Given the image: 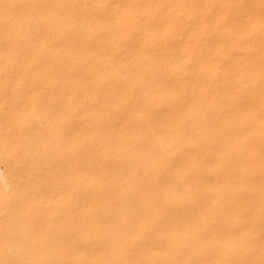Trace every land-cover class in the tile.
Wrapping results in <instances>:
<instances>
[{
  "label": "rangeland",
  "instance_id": "374dc122",
  "mask_svg": "<svg viewBox=\"0 0 264 264\" xmlns=\"http://www.w3.org/2000/svg\"><path fill=\"white\" fill-rule=\"evenodd\" d=\"M40 1L0 0V264H264V0Z\"/></svg>",
  "mask_w": 264,
  "mask_h": 264
},
{
  "label": "bare ground",
  "instance_id": "6f19581e",
  "mask_svg": "<svg viewBox=\"0 0 264 264\" xmlns=\"http://www.w3.org/2000/svg\"><path fill=\"white\" fill-rule=\"evenodd\" d=\"M6 2H7V0H5ZM9 1V0H8ZM43 1V0H42ZM42 1H40V2H42ZM54 1H56V0H54ZM94 1V0H93ZM105 1V0H104ZM171 1V0H170ZM210 1V0H209ZM208 1V2H209ZM31 2V1H30ZM38 2V1H37ZM36 2V3H37ZM49 2V1H48ZM52 2V1H51ZM63 2V1H62ZM79 2V1H78ZM174 2V1H173ZM212 2V1H211ZM8 3V2H7ZM90 3V2H89ZM97 3V2H96ZM103 3V2H102ZM110 3V2H109ZM168 3V2H167ZM170 3V2H169ZM250 3V2H249ZM16 4V3H15ZM42 4V3H41ZM54 4H56V3H54ZM82 4V3H81ZM177 4V3H176ZM220 4H221V2H220ZM227 4H229V3H227ZM237 4V3H236ZM254 4V3H253ZM257 4V3H256ZM27 5V4H26ZM51 5V4H50ZM157 5V4H156ZM165 5V4H164ZM168 5V4H167ZM208 5V4H207ZM206 5V6H207ZM18 6V5H17ZM39 6V5H38ZM41 6V5H40ZM43 6V5H42ZM52 6V5H51ZM54 6H56V5H54ZM77 6V5H76ZM110 6V5H109ZM138 6V5H137ZM172 6V5H171ZM243 6V5H242ZM16 7V6H15ZM53 7V6H52ZM57 7V6H56ZM82 7V6H81ZM111 7H112V5H111ZM133 7V6H132ZM157 7V6H156ZM163 7H165V6H163ZM264 7V6H263ZM26 8V7H25ZM77 8H78V6H77ZM86 8H87V6H86ZM114 8V7H113ZM3 9V8H2ZM7 9V8H6ZM27 9V8H26ZM62 9V8H61ZM83 9V8H82ZM95 9H96V7H95ZM111 9V8H110ZM175 9V8H174ZM185 9V8H184ZM1 10V9H0ZM52 10V9H51ZM86 10V9H85ZM127 10V9H126ZM125 10V11H126ZM151 10V9H150ZM162 10H164V9H162ZM3 11H4V9H3ZM24 11V10H23ZM26 11V10H25ZM38 11H39V9H38ZM61 11V10H60ZM80 11V10H79ZM165 11V10H164ZM1 12V11H0ZM5 12V11H4ZM57 12V11H56ZM61 12H63V11H61ZM156 12V11H155ZM250 12V11H249ZM12 13V12H11ZM17 13H19V11H17ZM33 13V12H32ZM246 13V12H245ZM30 14H31V12H30ZM36 14V13H35ZM127 14V13H126ZM174 14V13H173ZM26 15V14H25ZM72 15V14H71ZM85 15V14H84ZM83 15V16H84ZM144 15V14H143ZM19 16V15H18ZM101 16V15H100ZM202 16V15H201ZM254 16V15H253ZM91 17V16H90ZM121 17V16H120ZM127 17V16H126ZM154 17V16H153ZM12 18V17H11ZM46 18V17H45ZM125 18V17H124ZM145 18V17H144ZM250 18V17H249ZM15 19V18H14ZM30 19H32L33 20V18H30ZM37 19V18H36ZM42 19V18H41ZM126 19V18H125ZM185 17H182V18H179L178 20L177 19H174V17H173V19L170 21V22H177V21H179V23H183L184 21H185ZM3 20H4V18H3ZM22 20V19H21ZM50 20V19H49ZM141 20V19H140ZM222 20H224V15H222L220 18H219V21H222ZM20 21V20H19ZM40 21V20H39ZM48 21V20H47ZM86 21H87V19H86ZM124 21V20H123ZM139 21V20H138ZM195 21V20H194ZM201 21V20H200ZM2 22V21H1ZM7 22V21H6ZM14 22V21H13ZM42 22V21H41ZM111 22V21H110ZM122 22V21H121ZM3 23V22H2ZM11 24H12V22H10ZM15 23V22H14ZM18 23V22H17ZM28 23V22H27ZM31 23H32V21H31ZM35 23V22H34ZM33 23V24H34ZM39 23V22H38ZM43 23H44V20H43ZM56 23H57V20H56ZM107 23V22H106ZM145 23V22H144ZM161 23H162V21H161ZM214 23V22H213ZM3 24H5V27H6V23H3ZM2 24V25H3ZM26 24V23H25ZM36 24V23H35ZM40 24V23H39ZM42 24V23H41ZM163 24V23H162ZM224 24H225V22H224ZM223 24V25H224ZM13 25V24H12ZM28 25V24H27ZM30 25V24H29ZM53 25V24H52ZM108 25H109V23H108ZM178 25V24H177ZM196 25V24H195ZM210 25H211V23H210ZM225 25H227V24H225ZM246 25V24H245ZM259 25V24H258ZM263 25V24H262ZM11 26V25H10ZM9 26V27H10ZM19 26V25H18ZM17 26V27H18ZM22 27H24L23 26V23H22V25H21ZM32 26V25H31ZM30 26V27H31ZM44 26V25H43ZM57 26V25H56ZM179 26V25H178ZM193 26V25H192ZM220 26V25H219ZM1 27V26H0ZM29 27V26H28ZM150 27V26H149ZM160 27V26H159ZM14 28H16L15 26H14ZM19 28V27H18ZM46 29V28H45ZM74 29V28H73ZM194 29V28H193ZM199 29V28H198ZM251 29V28H250ZM7 30V29H6ZM32 30H34V28L32 29ZM31 30V31H32ZM43 30V29H42ZM50 30V29H49ZM71 30V29H70ZM104 30V29H103ZM129 30H131V29H129ZM225 30V29H224ZM262 30V29H261ZM93 31V30H92ZM196 31V30H195ZM14 32L16 33V31H13V34H14ZM19 32V31H18ZM22 32V31H21ZM86 32H88V31H86ZM141 32V31H140ZM152 32V31H151ZM159 32V31H158ZM198 32V31H197ZM196 32V33H197ZM220 32V31H219ZM20 33V32H19ZM24 33H25V30H24ZM30 33V32H29ZM36 33V32H35ZM180 33V32H179ZM184 33V32H183ZM224 33V32H223ZM257 33V32H256ZM18 34V33H17ZM17 34H15V36L17 35ZM21 34V33H20ZM23 34V33H22ZM40 34V33H39ZM118 34V33H117ZM2 35V34H1ZM26 35V34H25ZM25 35H23V36H25ZM28 35V34H27ZM54 35H56V34H54ZM65 35H66V33H65ZM94 35H96V34H94ZM177 35V34H176ZM180 35V34H179ZM189 35V34H188ZM260 35V34H259ZM29 36V35H28ZM27 36V37H28ZM117 36V35H116ZM21 37V36H20ZM125 37V36H124ZM177 37V36H176ZM175 37V38H176ZM202 37V36H201ZM222 37V36H221ZM259 37V36H258ZM257 37V38H258ZM17 38V37H16ZM69 38H70V36H69ZM184 38H185V36H184ZM187 38V37H186ZM229 38V37H228ZM32 39V38H31ZM74 39V38H73ZM215 39V38H214ZM6 40V39H5ZM82 40V39H81ZM178 40V39H177ZM213 40V39H212ZM246 40H248V39H246ZM38 41V40H37ZM59 41V40H58ZM124 41V40H123ZM176 41V40H175ZM251 41V40H250ZM29 42H30V40H29ZM76 42V41H75ZM224 42V41H223ZM262 42V41H261ZM31 43V42H30ZM39 43V42H38ZM64 43V42H63ZM225 43V42H224ZM25 44H26V42H25ZM101 44V43H100ZM115 44V43H114ZM139 44V43H138ZM147 44V43H146ZM197 44V43H196ZM205 44H206V42H205ZM8 45V44H7ZM10 45V44H9ZM87 45V44H86ZM116 45V44H115ZM136 45V44H135ZM172 45V44H171ZM170 45V46H171ZM220 45V44H219ZM258 45V44H257ZM5 46H6V44H5ZM30 46V45H29ZM95 46V45H94ZM100 46V45H99ZM167 46V45H166ZM184 46V45H183ZM9 47V46H8ZM27 47V46H26ZM34 47V46H33ZM96 47V46H95ZM240 47V46H239ZM5 48V47H4ZM18 48V47H17ZM19 48H20V46H19ZM56 48H58V47H56ZM120 48V47H119ZM185 48V47H184ZM243 48V47H242ZM41 49V48H40ZM97 49V48H96ZM103 49V48H102ZM11 50V49H10ZM19 50V49H18ZM27 50V49H26ZM219 50V49H218ZM234 50H236V49H234ZM28 51V50H27ZM53 51V50H52ZM73 51V50H72ZM129 51V50H128ZM178 51V50H177ZM204 51V50H203ZM238 51H239V49H238ZM243 52V51H242ZM97 53V52H96ZM99 53V52H98ZM105 53V52H104ZM121 53V52H120ZM143 53V52H142ZM174 53V52H173ZM178 53V52H177ZM188 53V52H187ZM3 54V53H2ZM22 54H23V50H22ZM28 54V53H27ZM30 54V53H29ZM29 54H28V56H29ZM37 54H39V53H37ZM23 55H25V54H23ZM150 55V54H149ZM166 55H168V54H166ZM245 55V54H244ZM256 55V54H255ZM255 55H253V57L255 56ZM5 56V55H4ZM12 56V55H11ZM35 56V55H34ZM54 56V55H53ZM201 56V55H200ZM67 57V56H66ZM108 57V56H107ZM4 58V57H3ZM117 58V57H116ZM150 59H151V57H150ZM161 59V58H160ZM203 59V58H202ZM247 59V58H246ZM26 60V59H25ZM60 60H62V59H60ZM85 60V59H84ZM114 60H115V58H114ZM233 60V59H232ZM238 60V59H237ZM26 61H28V59L26 60ZM33 61V60H32ZM48 61V60H47ZM106 61V60H105ZM197 61V60H196ZM50 62V61H49ZM86 62V61H85ZM91 62V61H90ZM95 62V61H94ZM153 62V61H152ZM177 62V61H176ZM190 62V61H189ZM194 62V61H193ZM229 62H231V61H229ZM245 62V61H244ZM62 63V62H61ZM163 63V62H162ZM167 63V62H166ZM86 64V63H85ZM184 64V63H183ZM190 64V63H189ZM196 64H198V63H196ZM50 65V64H49ZM61 65V64H60ZM107 65V64H106ZM144 65H145V63H144ZM9 66V65H8ZM30 67H28L27 69H30L32 66L31 65H29ZM164 66V65H163ZM178 66V65H177ZM185 66V65H184ZM4 67V66H3ZM86 67V66H85ZM84 67V68H85ZM171 67V66H170ZM76 68V67H75ZM82 68V67H81ZM33 69V68H32ZM164 69V68H163ZM169 69V68H168ZM201 69V68H200ZM182 70V69H181ZM208 70V69H207ZM217 70V69H216ZM16 71V70H15ZM90 71H91V69H90ZM222 71V70H221ZM263 71V70H262ZM135 72V71H134ZM164 72V71H163ZM198 72H200V71H198ZM207 72V71H206ZM231 72V71H230ZM118 73V72H117ZM191 74V73H190ZM217 74V73H216ZM258 74V73H257ZM261 74V73H260ZM89 75V74H88ZM262 75V74H261ZM32 76V75H31ZM89 77V76H88ZM87 77V78H88ZM113 77V76H112ZM156 77V76H155ZM166 77V76H165ZM165 77H164V80H165ZM117 78V77H116ZM240 78V77H239ZM168 79V78H167ZM256 79V78H255ZM191 80V79H190ZM195 80V79H194ZM123 81V80H122ZM79 82V81H78ZM165 82V81H164ZM192 82H194V81H192ZM235 82V81H234ZM46 83V82H45ZM185 83V82H184ZM198 83V82H197ZM64 84V83H63ZM67 84V83H66ZM118 84V83H117ZM137 84V83H136ZM159 85V84H158ZM64 86V85H63ZM72 87V86H71ZM154 87H156V85H154ZM167 87V86H166ZM209 87V86H208ZM228 87V86H227ZM61 88V87H60ZM68 88V87H67ZM98 88H99V86H98ZM114 88V87H113ZM150 88V87H149ZM163 88V87H162ZM215 88V87H214ZM212 89V88H211ZM67 90V89H66ZM81 90V89H80ZM165 91V90H164ZM261 91L262 92H264V86H262V89H261ZM130 92V91H129ZM200 92V91H199ZM136 93V92H135ZM187 93V92H186ZM203 93V92H202ZM170 94H172V93H170ZM205 94V93H204ZM200 95V94H199ZM239 95V94H238ZM101 96V95H100ZM129 96H130V93H129ZM118 98V97H117ZM83 100L82 101H79V108L81 109V111L83 110V108H84V101H86V100H88L89 99V96L87 95V94H84V96H83V98H82ZM154 99V98H153ZM171 99V98H170ZM235 99H236V97H235ZM157 100V99H156ZM122 101H123V99H122ZM169 101V100H168ZM114 102V101H113ZM126 102V101H125ZM132 102V101H131ZM178 102V101H177ZM263 102L264 101H257V102H254L253 103V107L254 108H256V107H261L262 105H263ZM159 103V102H158ZM33 104V103H32ZM234 104V103H233ZM232 104V105H233ZM77 105V104H76ZM126 105V104H125ZM137 105V104H136ZM114 106V105H113ZM74 107H75V105H74ZM73 107V108H74ZM78 107V106H77ZM133 107V106H132ZM135 107V106H134ZM151 107V106H150ZM156 107V106H155ZM161 107V106H160ZM166 107H168V106H166ZM72 108V109H73ZM121 108V107H120ZM262 108V107H261ZM75 109V108H74ZM180 110V109H179ZM236 110V109H235ZM250 110V109H249ZM76 111H77V109H76ZM140 111V110H139ZM165 111V110H164ZM125 112V111H124ZM129 112V111H128ZM183 112V111H182ZM72 113H73V111H72ZM160 113V112H159ZM87 114V113H86ZM137 114V113H136ZM143 116V115H142ZM241 117V116H240ZM123 118V117H122ZM227 118V117H226ZM241 118H243V117H241ZM240 118V119H241ZM141 119V118H140ZM76 120V119H75ZM229 120V119H228ZM160 121V120H159ZM209 121H210V119H209ZM224 121V120H223ZM252 122V121H251ZM123 123V122H122ZM260 124V123H259ZM113 127V126H112ZM253 129V128H252ZM212 130V129H211ZM209 131V130H208ZM264 131V130H263ZM32 133H33V131H31ZM252 132V131H251ZM30 133V132H29ZM37 133V132H36ZM171 133V132H170ZM207 133V132H206ZM23 134V133H22ZM31 134V133H30ZM132 134V133H131ZM151 134V133H150ZM157 134V133H156ZM262 134H263V132H262ZM141 135V134H140ZM155 135V134H154ZM220 135V134H219ZM17 136H19V135H17ZM29 136V135H28ZM216 138V137H215ZM251 138V137H250ZM223 139V138H222ZM245 140V139H244ZM157 141V140H156ZM152 143H153V141H152ZM200 143V142H199ZM142 146H144V145H142ZM207 146V145H206ZM244 146V145H243ZM137 147V146H136ZM171 147V146H170ZM30 148H31V146H30ZM29 148V149H30ZM117 148V147H116ZM35 150V149H34ZM156 150V149H155ZM63 151V150H62ZM201 152V151H200ZM246 152V151H245ZM79 156V155H78ZM77 156V157H78ZM203 156V155H202ZM234 156V155H233ZM75 157V156H74ZM217 157V156H216ZM188 158V157H187ZM225 158V157H224ZM181 161V160H180ZM231 161V160H230ZM257 162V161H256ZM64 163V162H63ZM187 164H189V163H187ZM59 165V164H58ZM68 166V165H67ZM204 166V165H203ZM62 167V166H61ZM144 168H145V165L143 166ZM182 167H183V165H182ZM149 168V167H148ZM256 169V168H255ZM130 170V169H129ZM198 172V171H197ZM196 172V173H197ZM232 172V171H231ZM239 173V172H238ZM240 174H241V172H240ZM234 175V174H233ZM237 176V175H236ZM228 177V176H227ZM221 178V177H220ZM133 179V178H132ZM223 179V178H222ZM239 180V179H238ZM127 181V180H126ZM129 181V180H128ZM251 181V180H250ZM107 182V181H106ZM130 182V181H129ZM165 183V182H164ZM168 183V182H167ZM86 184H87V182H86ZM159 185V184H158ZM157 185V186H158ZM221 185V184H220ZM248 185H250V184H248ZM252 185V184H251ZM79 186V185H78ZM88 186V185H87ZM147 187V186H146ZM93 188V187H92ZM149 190H150V188H148ZM221 189V188H220ZM78 190V189H77ZM239 190V189H238ZM226 191V190H225ZM150 192H152V191H150ZM229 192V191H228ZM127 193V192H126ZM185 193V192H184ZM123 194V193H122ZM132 194V193H131ZM209 194V193H208ZM235 198H237V197H235ZM244 198V197H243ZM261 199V198H260ZM161 203V202H160ZM251 204H253V203H251ZM129 205V204H128ZM163 205V204H162ZM239 206V205H238ZM163 208V207H162ZM166 208V207H165ZM187 208V207H186ZM253 209V208H252ZM264 209V208H263ZM101 210V209H100ZM206 210H208V209H206ZM222 210V209H221ZM228 210V209H227ZM209 211H210V209H209ZM168 212V211H167ZM186 213V212H185ZM232 213V212H231ZM194 215V214H193ZM196 215V214H195ZM200 216V215H199ZM201 216H202V214H201ZM203 216H204V214H203ZM236 216H234V218H235ZM135 218V217H134ZM252 218V217H251ZM122 224V223H121ZM255 224V223H254ZM256 225V224H255ZM127 227V226H126ZM213 227V226H212ZM242 227V226H241ZM213 229V228H212ZM244 229H245V227H244ZM239 230V229H238ZM164 231V230H163ZM247 231V230H246ZM253 234V233H252ZM81 236V235H80ZM208 236V235H207ZM15 237V236H14ZM155 237V236H154ZM192 237V236H191ZM195 238V237H194ZM241 239V238H240ZM244 239V238H243ZM212 240H214V238L212 239ZM31 241V240H30ZM173 241V240H172ZM177 241V240H176ZM241 241V240H240ZM250 241V240H249ZM42 243V242H41ZM51 243H52V241H51ZM214 243V242H213ZM183 244V243H182ZM185 246V245H184ZM213 246V245H212ZM86 248V247H85ZM244 248V247H243ZM247 248V247H246ZM257 251V250H256ZM31 253V252H30ZM47 253H49V252H47ZM244 253V252H243ZM250 253V252H249ZM32 254V253H31ZM33 255V254H32ZM50 256V255H49ZM58 256V255H57ZM238 256V255H237ZM248 256V255H247ZM59 257V256H58ZM174 257V256H173ZM54 258V257H53ZM53 258H52V260H53ZM57 258V257H56ZM241 258V257H240ZM10 260V263H11V259H9ZM8 260V261H9ZM15 260V259H14ZM23 260V259H22ZM43 260H44V258H43ZM258 261V260H257ZM7 262V261H6ZM16 262V261H15ZM24 262H26V261H24ZM190 262H191V260H190ZM13 263V262H12ZM35 263V262H34ZM172 263V262H171ZM2 264V263H1Z\"/></svg>",
  "mask_w": 264,
  "mask_h": 264
}]
</instances>
